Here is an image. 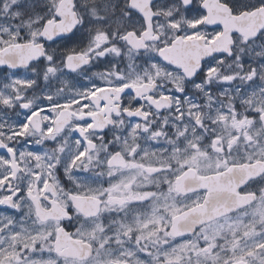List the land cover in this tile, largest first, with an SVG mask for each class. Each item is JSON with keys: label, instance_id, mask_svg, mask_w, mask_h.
Here are the masks:
<instances>
[{"label": "snow or ice", "instance_id": "obj_1", "mask_svg": "<svg viewBox=\"0 0 264 264\" xmlns=\"http://www.w3.org/2000/svg\"><path fill=\"white\" fill-rule=\"evenodd\" d=\"M0 264H264V0H0Z\"/></svg>", "mask_w": 264, "mask_h": 264}]
</instances>
